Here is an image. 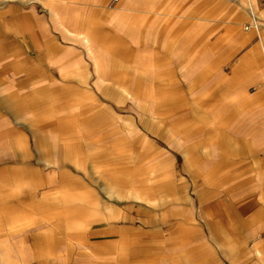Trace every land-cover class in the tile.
Returning a JSON list of instances; mask_svg holds the SVG:
<instances>
[{"label": "rangeland", "instance_id": "obj_1", "mask_svg": "<svg viewBox=\"0 0 264 264\" xmlns=\"http://www.w3.org/2000/svg\"><path fill=\"white\" fill-rule=\"evenodd\" d=\"M188 1L0 0V20L19 16L27 29L4 38L0 24V76L19 65L46 70L39 85L0 87V117L12 126L0 120V164L46 158L58 166L82 155L103 174L84 180L100 209L130 206L144 216L170 214L173 180L218 187L264 176V15L251 0ZM241 64L248 71L237 69L232 85ZM38 168L32 175L44 180L8 208L36 215L24 229L53 219L57 185L46 179L57 174ZM83 170L92 175L89 164ZM4 216L0 264H37L33 242L9 236L14 224Z\"/></svg>", "mask_w": 264, "mask_h": 264}, {"label": "crops", "instance_id": "obj_2", "mask_svg": "<svg viewBox=\"0 0 264 264\" xmlns=\"http://www.w3.org/2000/svg\"><path fill=\"white\" fill-rule=\"evenodd\" d=\"M189 3L193 0L188 1L187 7ZM251 3V8L264 15V0H251ZM18 20L19 16L0 20V24L6 26L1 31L2 37L13 39L24 30L27 32L25 28L19 29ZM19 66L17 73L2 68L1 88L39 85L43 77L38 73L46 72L44 65ZM237 69H241V73L248 71L244 65H238L235 80L227 78L232 85L238 82ZM7 98L10 104L15 103L11 93ZM34 98L38 100L39 94ZM233 98L228 102L234 101ZM5 119L1 115V126L7 129L10 125ZM15 139L11 141L12 146ZM16 149L26 152L18 144ZM38 162L35 164L24 158L0 164V202L3 203H0V213L5 214L7 222L14 224L7 231L9 236L18 232V237L26 234L33 242L34 263L264 264V176L250 180H219L218 187L214 180H177L176 183L173 180L172 190L177 194L173 195L170 214L158 209L155 214L144 216L140 210L137 215L135 208L130 206L100 209L95 204L99 195L93 193L84 180H98L103 175L96 169L97 162L84 161L82 155H75L58 166L46 158ZM40 163L47 168L45 174L47 170L49 176L57 174V177L46 179V185H57L48 189L51 210L47 218L53 219L50 225L24 229L20 226L25 220L36 215L27 208L26 213L16 217L8 213V208L19 205L23 195H32L35 180H44L32 175L33 171L39 172ZM88 164L91 176L83 170ZM17 226L19 230H15Z\"/></svg>", "mask_w": 264, "mask_h": 264}]
</instances>
